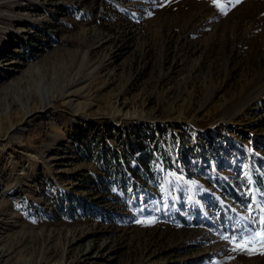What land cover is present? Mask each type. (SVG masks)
Masks as SVG:
<instances>
[{"label":"rangeland","instance_id":"obj_1","mask_svg":"<svg viewBox=\"0 0 264 264\" xmlns=\"http://www.w3.org/2000/svg\"><path fill=\"white\" fill-rule=\"evenodd\" d=\"M262 232L264 0H0V264H264Z\"/></svg>","mask_w":264,"mask_h":264},{"label":"bare ground","instance_id":"obj_2","mask_svg":"<svg viewBox=\"0 0 264 264\" xmlns=\"http://www.w3.org/2000/svg\"><path fill=\"white\" fill-rule=\"evenodd\" d=\"M44 102V101H43ZM46 107V104L45 103H43L42 104V108H45ZM30 114H31V112L30 111H26V112H24L21 116H20V118L18 119V121L17 122H15L10 128H9V130H8V132L7 133H9V132H12V131H14V130H17L19 127H21L22 125H24L25 124V122H26V120H27V118L30 116ZM20 130H24V129H20ZM11 136V135H10ZM1 253V252H0ZM4 254V253H3Z\"/></svg>","mask_w":264,"mask_h":264},{"label":"snow or ice","instance_id":"obj_3","mask_svg":"<svg viewBox=\"0 0 264 264\" xmlns=\"http://www.w3.org/2000/svg\"><path fill=\"white\" fill-rule=\"evenodd\" d=\"M213 4L217 5L218 7L221 6V4L224 2V0H212ZM227 2H231V0H227ZM236 3H239V0H235ZM223 11V8H221ZM226 14V13H225ZM254 235V234H252ZM262 240H264V232H262ZM235 250V249H234Z\"/></svg>","mask_w":264,"mask_h":264}]
</instances>
